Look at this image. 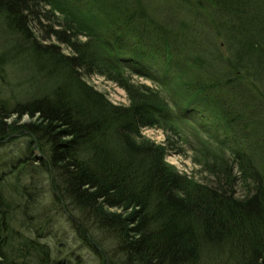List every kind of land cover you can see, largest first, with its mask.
<instances>
[{"label":"trees","instance_id":"1","mask_svg":"<svg viewBox=\"0 0 264 264\" xmlns=\"http://www.w3.org/2000/svg\"><path fill=\"white\" fill-rule=\"evenodd\" d=\"M218 1L208 7L222 12L219 27L239 31L243 50L249 45V51L263 52L264 0ZM172 4L0 0L7 32L23 38L19 46L44 84L37 92L38 84L27 80L25 94L29 89L32 95L19 100L14 88L6 87L4 95L0 84V264L20 259L21 264H68L71 259L54 256L49 244L57 213L70 217L100 264H264V94L246 85L247 62L237 46V63L234 55L223 58L214 70L204 65L210 55L198 63L194 57L199 74L211 69L217 75L204 71L208 79H202L191 72L183 89L175 84L171 77L183 62L175 43L182 34L175 26L184 28L194 14L187 17ZM55 9L69 21L49 31L42 12L50 21ZM175 17L174 27L167 24ZM79 34L87 40H78ZM52 36L72 52L46 43ZM127 69L168 79L179 88L172 102L196 104L208 121L224 123L229 133L224 140L232 137L236 146H227L225 157L231 149L233 159L211 167L209 159L198 160L215 180L205 183L176 169L166 161L165 148L141 134L142 126L158 123L168 101L158 90H139L123 78ZM97 70L125 87L129 106L113 104L87 81ZM0 81L12 84L2 66ZM192 84L199 100L189 96ZM24 114L33 120L22 122ZM44 180L57 193V205L45 201Z\"/></svg>","mask_w":264,"mask_h":264},{"label":"rangeland","instance_id":"2","mask_svg":"<svg viewBox=\"0 0 264 264\" xmlns=\"http://www.w3.org/2000/svg\"><path fill=\"white\" fill-rule=\"evenodd\" d=\"M171 3H173L171 5L173 9H179L180 7L181 11H184L182 14H194L192 17H189V21L186 22L187 25L184 28H182V26H175V28L179 29L182 34L178 37L175 43L178 44V55L180 59L183 60L180 70L176 72L173 77H171L175 84L179 85L183 89L182 85L184 82H189L185 75H190L191 72L195 74L198 73L195 70L197 65L192 62L194 57L197 60V63L199 62V59H210V57H213V59H211L212 62H208L206 59L204 61V65L211 64L209 68L214 67V70H217L216 66L223 65V58L226 59L227 57H232L234 55L233 61L237 63V55L236 53L234 54V50L237 46L239 48V51L237 52H240V54L245 57V61L247 62L245 67V77L247 80L246 85L253 89V92L257 94L258 92H261L264 94V51H249V45L247 47L245 46L246 48L243 50L242 42H239L242 39L239 37L241 35L239 31L238 33L234 32L232 34L229 33L226 28L224 31V29L222 30L221 27H219V24H221L220 20L222 12L220 11V14H218L217 8H210L212 7V4L219 3L218 0H171ZM46 8L48 10L50 7L48 6ZM2 11L3 10L0 11V59L2 60V62H0V66L5 68L7 82L10 80L9 82L12 84L5 85L6 82L0 84L2 85L4 95L9 94V90L6 87L14 88V96H17L16 99L19 100L27 97L28 95H32L29 89L28 95L25 94L26 89L29 87V83L26 82L27 80L31 79L33 83L35 82L38 84L36 88H34L37 92L42 90L40 84H43V80L40 78V71L37 70V68L33 66L29 60L27 61L26 57L29 56V53L25 51L24 48H20L19 46L20 43L23 42V38L20 37V39L17 40V37L15 38L12 33L7 32L5 28L6 16ZM47 14L48 13L45 14L42 12L41 20L44 22L45 29L49 31L53 29L60 30V28L67 26L69 20L64 12L55 9V16L57 19L51 15L50 18L52 20L50 21L45 18ZM198 18L200 19V22ZM177 19L178 18L175 17L172 23L167 22V24H171V26L174 27L173 24H177ZM202 21H205V23L202 24ZM52 24L54 26H52ZM190 36L191 40L190 42H187L185 38ZM77 38L81 42L87 40V37L83 34H79ZM251 39L252 38H249L248 40ZM260 41L264 45V39H260ZM45 42L59 44L66 53L72 52L70 47L62 45V43H60L55 36H52L50 39L48 38ZM247 43L256 42L247 41ZM258 48H260V45ZM87 58L89 61H92V57L89 55V52L87 53ZM201 64L203 63L201 62ZM98 67L100 68V66ZM204 71H209V75H212L213 77L217 75V72L212 74L211 69H201L200 73L202 74V79H208V72L205 73ZM201 74L198 73V75ZM87 76V81L99 91L104 92L113 104L125 106H129L131 104V96L128 91L118 80L110 77L108 73H101L97 70L90 76ZM149 76L150 75L139 74L128 69L122 72V77L127 78L128 81L133 85H136L139 90L144 89L145 91L146 88L155 91L158 90L160 94L162 93L166 100L172 104V99H176L178 96L179 88L176 85H171L170 81L164 77L159 78L158 81ZM191 76L193 75H190V78H192ZM177 79H179V81H177ZM121 80L123 81L124 79ZM37 81H39V83ZM193 82L194 80L192 83ZM187 89L189 91V96L196 98V96H194L196 94L194 84L190 87L188 86ZM196 99L199 100V98ZM195 106L197 105H193L191 109V112L193 113H188L189 116H192L190 117L191 119L194 118V121H192L195 124L191 122H187V124L185 122L186 115L183 116L181 114L184 105L174 102L169 107L170 109L167 114V120L160 121L159 125H156L157 127H151L150 125L142 126L141 134L144 137L156 142L158 145L163 146L166 151V161L174 165L176 169L180 171L182 170L187 174L193 173V176L198 178V180L210 183L215 180L217 176L211 174L213 172L211 170L208 171V169L214 162L227 165L229 161L228 159H233V153L232 150L229 149V158H226V152L224 149H226L227 146H232L234 148H236V146L234 145L232 137L229 141L224 140L225 136V138H228L229 133H227V129L221 120L213 121L211 125L208 124L207 121L201 122L200 111L198 108L194 109ZM184 110L186 109L184 108ZM262 118H264V115H262ZM32 120L33 119H31L27 114H24L22 118V122L24 123ZM205 123L210 125H206L205 130L210 131L209 133L215 135L216 137L221 136L222 139L220 140L215 138L209 133L200 130L201 128H204L203 125H205ZM36 153L39 154V152ZM204 158H207L206 160H210V167H203L204 165L199 164L200 162L198 160H203ZM48 183L49 181L44 180V183L41 184V190L46 188L45 192H47L44 194L45 201L57 205V193L54 189H52L53 187L49 188L50 185H48ZM238 188L239 191H242L241 185ZM108 210L110 212H122V208H108ZM69 218L70 217L66 218L62 213L53 215L55 223H52L50 227L48 226L51 229V227L55 225L54 236H52L49 240L51 253H53L54 256L64 254L66 258L71 259L68 264H100L102 261L101 258H99L100 256L95 251L86 248L84 242L80 240L79 233L76 228H74L68 220ZM64 249L70 251L71 253H67ZM22 262L23 261L20 259L18 263L21 264Z\"/></svg>","mask_w":264,"mask_h":264},{"label":"bare ground","instance_id":"3","mask_svg":"<svg viewBox=\"0 0 264 264\" xmlns=\"http://www.w3.org/2000/svg\"><path fill=\"white\" fill-rule=\"evenodd\" d=\"M1 6V5H0ZM1 10V9H0Z\"/></svg>","mask_w":264,"mask_h":264}]
</instances>
